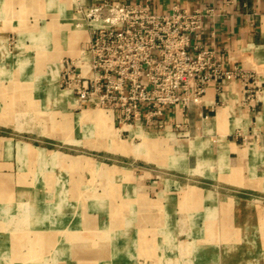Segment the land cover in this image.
Masks as SVG:
<instances>
[{"label":"crops","instance_id":"0c3cea01","mask_svg":"<svg viewBox=\"0 0 264 264\" xmlns=\"http://www.w3.org/2000/svg\"><path fill=\"white\" fill-rule=\"evenodd\" d=\"M105 1L114 0H0V46L6 45L10 37L14 38L12 50L4 49L10 53L7 58L13 59L9 68L21 75L23 81L33 83L34 90L41 91L39 105L45 106L46 94L53 91L58 95L55 100L63 108L64 116L75 119L79 113H85L89 117L88 110L82 108L93 106L106 111L117 125L129 131V136L146 137L153 144L149 154L137 145L133 151L125 145L129 152L122 153L132 154L144 163L133 167L129 181L137 194L148 201L149 208L153 211L161 208L165 212L166 225L155 229V233L166 237L161 238L158 246L153 245V249L169 255L179 250V244L174 243L175 234L212 233L209 225L208 228L196 226L204 225L209 218L203 206L211 194L199 183L184 184L172 178L169 171L235 189L253 191L257 186L264 189V0H139L149 1L156 13H170L174 5L201 11L203 27L192 43L213 49L218 60L228 68L241 66L252 74L248 79L252 92L242 79L229 81L221 88L213 83L198 104L189 108L167 107L158 119L141 116L128 123L119 122L117 110L93 101H81L72 89L57 87L61 86L64 60H79L91 40L94 21L88 11ZM9 87L16 89V86ZM0 121L1 124L8 120L0 118ZM159 144L163 154L154 153ZM17 150L14 146L0 147V153L6 155ZM179 157L182 160L178 163ZM5 164L10 166L8 162ZM8 170L0 173V220H3L0 222V259L25 257L24 250L31 247L30 237L36 234L37 249L34 245L32 249L37 251V259L33 264H74L70 260L46 257L47 243L51 245L54 238L65 233L63 220L72 218L71 213H62L61 200L55 202L50 195L30 196L28 186L14 182ZM117 171L125 183L126 168ZM182 204H185V226L175 228L174 212ZM193 240L194 247L193 241L189 245L194 255L214 248L211 243L198 241L199 237ZM125 248L122 244L117 247L118 250ZM94 257L93 252L90 256L87 254L85 263L95 264Z\"/></svg>","mask_w":264,"mask_h":264},{"label":"rangeland","instance_id":"374dc122","mask_svg":"<svg viewBox=\"0 0 264 264\" xmlns=\"http://www.w3.org/2000/svg\"><path fill=\"white\" fill-rule=\"evenodd\" d=\"M14 44V38L10 37L6 45L0 46L3 51L0 52V118L8 120L0 124V137L13 138H0V147L14 146L18 150L12 155L0 153V173L9 169L14 182L28 186L30 196L50 195L55 202L61 200L62 213H71L72 218L63 220V227L67 226L63 228L65 233L54 238L51 245L47 243V258L86 264L85 256L93 252L95 264L123 261L125 264H218L219 260L220 264H264V189L261 186L253 191L230 188L176 170L169 171L172 178L184 184L199 183L211 194L203 206L209 218L204 225L196 226H210L212 233L175 234L174 243L179 244V250L169 255L153 249V245L158 246L161 238L166 237L155 233V229L166 225L165 212L161 208L159 211L149 208L148 201L131 186L129 179L133 173L130 172L135 165L144 163L132 154H125L129 151L124 147L127 145L133 151L137 145L149 154L153 144L146 137L129 136V131L117 125L106 111L93 106L82 108L88 110L89 117L85 113H79L75 119L64 116L63 108L55 100L58 95L53 91L46 94V105H39L41 91L34 90L33 83L23 81L21 75L9 68L13 59L7 58V54L10 55L8 52ZM6 48L9 51L5 52ZM66 81L61 79V86L57 87L73 90ZM160 147V144L159 148L155 147L154 153L163 154ZM181 160L179 157L178 163ZM121 167L127 170L125 183L117 175ZM184 207L182 204L181 211L175 209V228L185 226ZM198 237V241L211 243L214 248L194 255L193 239ZM37 238L36 234L31 235V247L24 250L25 257L3 258L0 264H33L37 251L32 246L37 249ZM104 244L113 249H103ZM121 244L125 250L117 249Z\"/></svg>","mask_w":264,"mask_h":264},{"label":"built area","instance_id":"2783aa9c","mask_svg":"<svg viewBox=\"0 0 264 264\" xmlns=\"http://www.w3.org/2000/svg\"><path fill=\"white\" fill-rule=\"evenodd\" d=\"M88 16L91 40L79 60L64 62L62 79L81 101L117 110L120 123L158 119L171 106L189 108L213 83L221 88L242 79L252 92V74L192 43L203 27L199 10L174 5L163 14L149 1L114 0L93 6Z\"/></svg>","mask_w":264,"mask_h":264},{"label":"bare ground","instance_id":"6f19581e","mask_svg":"<svg viewBox=\"0 0 264 264\" xmlns=\"http://www.w3.org/2000/svg\"><path fill=\"white\" fill-rule=\"evenodd\" d=\"M105 131V130H104ZM106 133H107V131H105ZM128 220V219H127ZM209 224V223H208ZM104 242V241H103ZM85 243V242H84ZM104 246H105V244H104ZM100 248V247H99ZM102 249V248H101ZM111 249V248H110ZM82 250V249H81ZM103 250V249H102ZM102 253V252H101ZM97 257V256H96Z\"/></svg>","mask_w":264,"mask_h":264}]
</instances>
